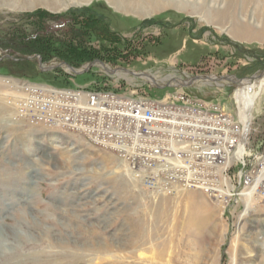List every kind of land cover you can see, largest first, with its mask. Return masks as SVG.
I'll return each mask as SVG.
<instances>
[{"label": "rangeland", "instance_id": "obj_1", "mask_svg": "<svg viewBox=\"0 0 264 264\" xmlns=\"http://www.w3.org/2000/svg\"><path fill=\"white\" fill-rule=\"evenodd\" d=\"M119 1L0 0V28L37 10L95 9L120 39L91 38L96 49L112 48L109 61L94 60L74 75L64 67L56 79L26 77L158 100L183 89L236 114L242 83L233 82L264 74V38L254 36L264 19L252 16L254 2L243 11L234 0L229 20L219 21L213 11L226 0H203L202 11V0H183L181 8L143 13ZM257 3L264 7V0ZM10 75L0 68V264H264L263 192L226 211L196 189L155 193L115 153L82 135L18 120L14 98L21 91ZM207 76L216 79H199ZM193 77L199 78L187 87L174 82ZM248 141L255 150L264 146V88L251 109Z\"/></svg>", "mask_w": 264, "mask_h": 264}, {"label": "built area", "instance_id": "obj_2", "mask_svg": "<svg viewBox=\"0 0 264 264\" xmlns=\"http://www.w3.org/2000/svg\"><path fill=\"white\" fill-rule=\"evenodd\" d=\"M45 86L58 91L55 97L63 102L51 118L47 114L46 121L42 115L47 106L42 103L39 112L36 103L34 108L41 117L35 116L34 123L60 125L95 147L112 151L127 164L135 179L155 193L196 189L225 206L226 211L235 204L244 177L256 172L260 177L263 173L264 147L257 151L250 148L244 121L228 112L238 132L235 141L234 130L216 104L185 92L173 93L166 102H159L143 96L121 98L92 85L70 89ZM80 94L96 104L99 98L104 103L113 102L123 110L106 116L80 112L75 103L69 102ZM255 190L264 193V175Z\"/></svg>", "mask_w": 264, "mask_h": 264}, {"label": "trees", "instance_id": "obj_3", "mask_svg": "<svg viewBox=\"0 0 264 264\" xmlns=\"http://www.w3.org/2000/svg\"><path fill=\"white\" fill-rule=\"evenodd\" d=\"M98 18L96 10L88 7L56 14L37 10L19 15L18 22L0 28V50L4 51L1 55L6 53L15 58L0 60V68L11 76L26 77L27 74H34L40 77L53 73V79H56L61 68L39 71L35 60L24 57L38 55L45 64L64 62L73 68L94 60L109 61L108 55L114 53L112 48L102 51L96 49L91 38H96L95 41L105 38L102 40L112 44L120 39L108 31L107 26Z\"/></svg>", "mask_w": 264, "mask_h": 264}, {"label": "bare ground", "instance_id": "obj_4", "mask_svg": "<svg viewBox=\"0 0 264 264\" xmlns=\"http://www.w3.org/2000/svg\"><path fill=\"white\" fill-rule=\"evenodd\" d=\"M55 1L56 0H54V2ZM114 1L116 2V0H114ZM233 1L234 0H226V2H225L226 5L223 8H219V9H216L213 11V12H215L216 15L219 16L217 18L219 21H221L223 19L229 20L228 14L231 10V7L233 6L232 5ZM239 1H240L241 5L244 4V6H242L243 11H245V8L249 2H251V1L254 2L253 10H252V16L253 17H259V14L262 13V19H264V7H262L261 5L260 6L258 5V3H257L258 0H238V2ZM183 2H184L183 0H120L119 4L121 7H127L129 11H133L135 13H143L146 10L147 11L148 10H154L155 8H158L159 6L162 7L165 5H172V6L181 8L183 5L182 4ZM186 2H188V0H186ZM203 5H204V1L202 0V4H200L201 7L199 5L197 6V4H196V9L199 11H202L201 8H203L202 7ZM231 16L233 17V14ZM239 26H241V25H239ZM240 28L238 26L234 27L232 29V31L234 33H236V32H238V29L240 31ZM254 36L259 37V38H264V26L263 27L261 26V29L256 31ZM90 64H91V62L82 65L81 67L78 68V71H81L80 73H82L84 71H87L92 65H95L94 63L92 65H90ZM101 65H103V64H101ZM50 66H52V65H50ZM137 74L138 73L134 72V75H137ZM141 76H143V77L145 76L147 78V80H149V82H151V83L154 82V77L149 75V74L142 73ZM202 78H204V80L206 82H208V79H212V80L216 79V77L213 78L212 76L211 77H208V76L207 77H200L199 79H202ZM12 79H13V81H15L14 83L18 84V86L20 87L19 89L21 91L20 92L21 95H19L17 98H14L16 100V102L18 101V104L20 105L19 109H21V111H19L16 114V116H18V120H23L27 124H31V125H45V124H43L44 121H38L37 123H34V121H35L34 117L35 116H38L39 118L41 117V114L39 112H41V108H42L41 105L43 103V104H45V106H47V109L44 110L45 113L42 115V120L46 121L47 114H50L49 118H51L53 115L52 114L53 110L58 109L63 102V101L61 102L60 100H58L55 97L59 92L56 90H53V89L46 88L45 85H51L48 83L35 82V81L30 80V79H15V78H12ZM189 80L190 79L184 80L182 82V84H184L185 82H188ZM174 81L176 82L178 80H174ZM191 81H192L191 83H193L196 80H191ZM179 82H181V81L179 80ZM179 82L176 85H178L179 87H184V86L179 85ZM241 83H242V85L235 91L234 97L238 100V103H239L238 109H239L240 117L244 121V133H245L246 129H247V124L250 120V113H251V109L253 107V104H254L255 100L259 97L260 93L262 92V90L264 88V74H261V76H255V78L252 80L243 79L241 81ZM39 84H43V85H39ZM51 86L58 87V88H69L70 89V88H77V87H89V84L84 85V86H77V87H60V86H56V85H51ZM97 89L115 92L114 94H117L121 98L131 97L128 95L119 94L118 92L113 91L111 89H103V88H97ZM179 92H185V91H183V89H180L177 93H179ZM15 94H11V95H15ZM15 96H17V95H15ZM82 96H83V94H80L79 98H75L74 101H69L71 104L75 103L77 106L75 104H73V105L80 112H84V113L94 112V114L106 116L107 114H109V115H114V113L119 114V112L123 110V108L118 107L117 105L113 104V102L104 103L102 98H99V100H98L99 104H96V101H92L89 98L87 99V98H84ZM169 96L170 95L166 96L163 100H158V99H154L151 97H147V98H150L152 100L159 101V102H166L167 100H169ZM132 97H135V96H132ZM197 99H199V98H197ZM202 101L208 102V104L209 103L215 104L213 102V100L212 101L211 100H209V101L202 100ZM36 103H38L36 105V109L40 110L38 113H37V110H35V108H34V105ZM64 105H65V103H64ZM216 105H217V110L221 111V115L227 119L229 127L234 130L233 132H235L236 127L232 123V117L218 103H216ZM127 111L129 113H134L128 109H127ZM61 114H62V112H60V115ZM51 128H53V129L57 128V129L62 130L60 125L52 126ZM237 136H238V132H235V141L237 140ZM235 141H234V143H235ZM234 143H233V145H234ZM231 147H230V149H231ZM230 149H229L228 153L230 152ZM256 167H257V165L254 168H256ZM262 175H264V170H263V173H261L260 177H257V172L253 176H252V174L251 175L247 174L244 177V182L242 183V186L238 190V194H236V202L235 203H237L241 200H245L244 202L248 206V204L254 199V195L256 194L255 187L257 185L259 186L260 180L262 179ZM254 176L257 178L254 179L253 178ZM240 182H241V180H240ZM244 183H246L247 185ZM249 183H250V185H248ZM259 193H260L259 196L262 195L261 190L259 191ZM223 209H225V206H223Z\"/></svg>", "mask_w": 264, "mask_h": 264}, {"label": "water", "instance_id": "obj_5", "mask_svg": "<svg viewBox=\"0 0 264 264\" xmlns=\"http://www.w3.org/2000/svg\"><path fill=\"white\" fill-rule=\"evenodd\" d=\"M5 57H11V56H9V55H7V56H5ZM93 64V62L90 64V65H92ZM62 65H65L64 63H62ZM66 66V65H65ZM38 67L41 69V70H49V69H51V67H43V65H42V63H41V60L39 59L38 60ZM67 68H69L72 72H74V73H76V74H79L81 71H78V70H74L73 68H71V67H69V66H66ZM197 78H199V77H193V78H189L190 80L188 81V82H185L184 84H182V82L183 81H181V82H179V81H174L176 84L179 82V85H181V86H184V87H187V86H190L192 83V81L191 80H195V79H197ZM255 78V76H251V77H249V79L250 80H252V79H254ZM188 80V79H187ZM237 81H239V80H237ZM168 85H171L170 83L168 84Z\"/></svg>", "mask_w": 264, "mask_h": 264}]
</instances>
